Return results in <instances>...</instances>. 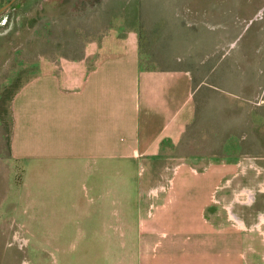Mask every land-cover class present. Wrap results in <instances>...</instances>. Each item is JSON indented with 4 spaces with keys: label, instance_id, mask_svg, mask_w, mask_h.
<instances>
[{
    "label": "crops",
    "instance_id": "crops-1",
    "mask_svg": "<svg viewBox=\"0 0 264 264\" xmlns=\"http://www.w3.org/2000/svg\"><path fill=\"white\" fill-rule=\"evenodd\" d=\"M198 10L210 18L179 37L170 35L186 28L177 17L163 21L145 15L141 40L146 45L103 57L76 88H67L55 72H44L18 90L11 105V154L24 168L26 197L17 211L34 217L45 211L58 219L61 230L72 227L81 234L93 218L111 220L113 213L116 218L111 205H123L118 187L125 185L135 162H153L157 156L163 163L178 156L182 161L177 167L184 165L187 172L197 171L196 163L205 165L204 177L213 185L201 212L209 209V216L204 222L189 212L168 217L181 232L178 237L189 236L174 251L166 247L142 255L141 264H264V236H251V230L264 225L263 213L246 227L247 216L231 221L228 211L210 204L218 202L214 193L231 168L240 166L239 157L229 156L251 150L261 154L254 144L261 139L258 127L264 118V20L248 48L234 50L243 30L236 18L229 22L227 6ZM261 17L259 9L252 18ZM42 171L48 179L46 192L35 190ZM49 173L58 179L49 181ZM184 178L187 190L178 192V200L195 204V182L191 184L189 174ZM102 185L105 194L100 195ZM105 195L104 212L100 197ZM89 198L93 210L85 206ZM62 202L71 203L72 210ZM126 207L121 209L124 216Z\"/></svg>",
    "mask_w": 264,
    "mask_h": 264
},
{
    "label": "rangeland",
    "instance_id": "rangeland-1",
    "mask_svg": "<svg viewBox=\"0 0 264 264\" xmlns=\"http://www.w3.org/2000/svg\"><path fill=\"white\" fill-rule=\"evenodd\" d=\"M216 4L227 6L229 22L236 18L235 24L243 30L237 45L231 49L246 50L264 20V17L252 18L259 9L264 13V0H0V264H141L142 255L158 254L166 247L174 251L175 244L189 236L178 237L181 232L176 231L168 217L189 212L198 214L202 219L198 222H204V217L209 216V209L201 212L213 185L204 177L205 165L196 163L197 171L190 173L184 165L177 167L182 161L178 156L163 163L157 162V156L152 157L153 162H135L127 173L125 185L118 187L123 205L119 202L111 205L117 211L116 218L113 213L111 220L93 218V224L88 227L82 223L85 229L81 234L72 227L61 230L58 219L46 216L45 211L37 217L17 211L20 200L26 197L21 187L25 171L11 154V105L18 90L39 74L55 72L67 88H76L103 57L144 44L141 34L145 15L163 21L177 17L186 28L170 35L179 37L194 30L196 22L210 18L199 8ZM235 24H230V28ZM151 30L156 32L157 28L152 26ZM144 58L147 61L150 56L145 54ZM258 130L261 139L254 146L261 147V154L251 150L250 154L241 155L239 151L229 156V159L239 157L240 166L231 165L233 168L222 186L214 190L218 202L210 203L228 211L231 221L247 216L246 227L259 213H263L264 221V118ZM188 174L191 184L195 182V204L178 200V195L186 189L182 181ZM48 178L58 179L50 173ZM47 180L42 171L35 178V190L46 192ZM73 190L76 192L77 188ZM104 192L102 185L99 193ZM83 196L86 198L85 191ZM76 199V195L71 198ZM100 199L105 212L106 195ZM88 200L89 203L84 200L85 206L90 204L93 210L95 205ZM62 204L72 210L71 203ZM51 205L54 206L53 202ZM125 206L126 216L122 212ZM104 220L110 221L109 227L103 224ZM257 227L251 230V236L261 238L264 225L261 230ZM260 250L264 254V246ZM256 259L263 261L260 255Z\"/></svg>",
    "mask_w": 264,
    "mask_h": 264
}]
</instances>
